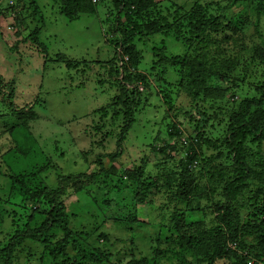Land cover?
<instances>
[{"label": "trees", "instance_id": "1", "mask_svg": "<svg viewBox=\"0 0 264 264\" xmlns=\"http://www.w3.org/2000/svg\"><path fill=\"white\" fill-rule=\"evenodd\" d=\"M20 1L10 0L9 15L17 28L29 30L21 41L35 46L44 57L45 51H40L44 50L40 42L44 17L36 0L28 4L30 14L17 10ZM25 1L22 6H26ZM55 1L59 14L70 22L82 14H95L100 2L111 3L114 25L106 43L114 53L108 61L96 63L107 70L109 78L98 84H109L116 94L107 106L92 112L97 121L87 133L92 134L96 151L101 149L94 155L95 168L88 174L64 175L60 162L53 161V155L45 153L35 139L28 138L31 123L38 118L35 110L39 102L36 99L19 108L14 104L13 83L0 79V177L7 182V188L0 191V264H15L18 250L28 242L42 247L39 264H264V42L251 48L245 65L240 54L246 49L245 31L252 26V14L247 15L252 2L241 8L240 3L247 0H196L186 9L162 0ZM263 11L261 2L255 4L256 22L264 21ZM36 18L40 24L29 28V21ZM156 35L163 40L173 38L184 48L183 56L172 59L165 56L162 46L150 51L160 57L163 75L168 71L166 65L174 69L180 64L176 86L189 97L196 112L194 118L174 104L173 98L178 96L171 91L174 84L166 81L156 87V95L167 106L165 117L173 120L167 126L168 140L156 135L147 145L153 152L163 154V160L153 165L155 180L146 182L144 170L140 174L135 170L120 172L116 161L122 156L121 143L127 140L136 114L148 106L151 95L147 90H153L149 71L156 64L139 69L143 52L137 43ZM55 58L65 63L68 70L80 65L81 73L91 65L86 61L69 62L58 55ZM156 82L159 85L162 80ZM5 107L9 109L6 115L1 113ZM177 113L187 118L186 126L178 123ZM107 121H112L108 136H116L117 149L112 153L104 152L110 143L104 131ZM115 126L119 128L117 133L113 132ZM18 134H23L25 144L16 139ZM183 135L185 142L180 141ZM7 137L14 139L15 146L4 147L2 140ZM95 139L100 140L96 143ZM157 142L160 146L156 148ZM203 147L211 150L210 157L206 158ZM57 148L55 151H60ZM180 152V170L174 174L173 167L167 168V161ZM9 156L14 157L11 163ZM199 167L212 179L205 195L195 180L194 170ZM85 180L88 183L82 186L80 182ZM172 184H176V189L169 199L191 205L195 202L196 208L174 212L167 223H161L157 245L149 244L151 250L146 256L137 258L130 253L127 257L121 251L112 252L109 246H94L89 242L90 232L70 226V221L78 216L68 213L65 201L73 195L88 196L105 221L131 226L136 223V212L127 209L125 200L134 209L153 193L159 194V188L170 190ZM95 188L102 191L103 197L92 196ZM219 190V200L212 209L216 224L204 228L205 214L199 209V201L212 199ZM122 211H126L124 216L120 215ZM195 213L202 215L200 220L197 214L192 219ZM4 214L9 217L7 222L2 219ZM56 231L62 234L61 238L51 239ZM159 236L171 249L159 246ZM98 238L106 241L104 234Z\"/></svg>", "mask_w": 264, "mask_h": 264}, {"label": "rangeland", "instance_id": "2", "mask_svg": "<svg viewBox=\"0 0 264 264\" xmlns=\"http://www.w3.org/2000/svg\"><path fill=\"white\" fill-rule=\"evenodd\" d=\"M162 1H164L163 3L183 6L187 9L196 0ZM250 1L253 5L248 9L247 15L252 14L249 17L252 26L245 31L246 39L244 43L246 49L240 52L244 65L250 56L251 48L264 42V21L256 22L253 13L255 4L257 5L259 2L262 3L264 9V0L243 1L240 3V7L246 6ZM30 2L31 0H26V6H22L21 0L20 4L17 5V10H23L30 14L31 9L28 7ZM36 3L45 23L40 34V42L44 47V50L41 49L40 51H45L44 57L36 50L35 46L33 47L29 42L23 43L21 41L27 36L29 30L16 27L15 19L9 15L11 10H7V8H10V0H0V79L3 78L6 83H13L15 87L14 104L19 108L32 104L36 99L39 102L35 110L38 118L31 123V129L28 133L30 137L28 138L35 139L41 148L45 150V153L53 155V157L63 155L60 151H64L62 157H52L53 161L56 159L57 162H60L59 165L63 168L62 174H88L96 166L93 162L94 155L101 152V149L96 151L98 146L93 145L92 134L87 133L93 122L97 121V117H94L92 112L107 106L116 94L115 89L110 88L109 84H98L103 79L109 80V78L107 77V70L105 68L101 69V64L96 63L97 61L106 62L113 56L114 50L106 43V39L108 40L112 33L114 12L111 3L104 1L98 3L95 14H82L76 20L70 22L59 14L58 3L55 0H36ZM12 12L15 13L14 10ZM37 24H40L39 18H36L33 22L30 20L29 28ZM173 40V38L163 40L162 36L156 35L143 43H137L138 48L143 52L140 55L142 63L139 65V69L147 68L151 63L152 66L156 64V67L154 66V69L149 71V79L153 90H147V93L151 95L148 106L136 114L135 124H133L132 130L128 134L127 140L121 143L124 149L122 148V156L117 159L116 164L117 167L120 166V172L135 170L140 174L144 170L143 178L146 182L155 180L157 173L153 165L163 160V154L153 152L152 148L147 145L152 144L156 135L168 140L167 126L173 120V118L165 117L167 106L162 103L160 96L156 95V87L161 86L166 81L174 84L171 91L178 95L173 98L174 104L179 110H184L185 113L190 112L195 118L196 110L192 107L189 97L180 93V89L176 86L179 81L177 70L180 64L175 65L174 69H171V65H166L168 71L163 75L159 62L160 57H154L155 55L153 56L150 51L153 47L162 46L165 56L169 59L183 56L184 48L181 44L173 42ZM57 55L62 56L69 62H91L90 68L84 73H81L82 67L80 65L75 67L74 70H68L65 63L55 58ZM158 79L162 80L159 85L156 82ZM226 96L228 97L229 93ZM237 97L240 98L238 93ZM194 106L199 105L195 104ZM8 111V107L1 108V113L4 115ZM177 115L178 123L183 127L186 126L188 123L187 118L183 117L182 114L177 113ZM109 123L107 121V128L104 130L106 133L110 130ZM114 128L113 132L117 133L119 128L116 126ZM19 132L22 133V130ZM106 136L110 143H108L104 152L112 153L117 149L115 145L116 136H108V133ZM16 137L18 141H24L23 134H18ZM95 140L97 143L100 139ZM2 144H4V147L15 146L14 139L11 137L4 138ZM23 144H25V141ZM56 146L58 147L57 150L60 151H55ZM155 146L157 148L160 145L157 142ZM202 151L206 158L210 157V149L203 147ZM182 156L181 152L178 155L173 154L167 161V168L173 167L175 169L174 174L180 170L177 161ZM13 160L14 157L9 156L8 162L11 163ZM145 160L146 163L143 165ZM85 161L88 163L86 164ZM104 163H107L105 166L109 165L108 162ZM224 165L227 166L228 164L224 162ZM194 171L197 172L195 180L201 188L200 192L205 195V189L209 188L212 179L201 172L200 167ZM149 173L152 175L145 176ZM158 182L161 183L160 180ZM80 183L84 186L88 183V180ZM172 185L170 190L159 188V194L153 193L144 204L137 205L134 209H132L133 204L126 199L127 209L136 212V223L131 226L119 221H105L98 214V209L88 196H85V194L73 195L65 201L68 213L78 216L76 220L70 221V226L76 230L85 229L90 232L89 242H92L94 246H109L112 252L121 251L127 257L131 255L130 253H133L137 258L146 256L151 250L149 244L153 242V246L157 245L155 243L156 235L159 232L158 226L161 223H167L169 216L174 212L182 213L185 210L189 211L190 208H196L194 207L195 202L191 205L187 201L170 200L169 197L176 189V184ZM6 188V178L0 177V191ZM219 192L220 190L212 199L201 198L199 201V209L205 214L202 220L204 228L216 224L215 212L212 209L219 200ZM103 195L100 189L95 188L92 192V196L96 198H101ZM116 202L121 203L119 199H116ZM91 212L93 213L91 214ZM125 213L126 211H122L120 215L124 216ZM196 214L191 215L192 219ZM197 215L200 220L202 215ZM2 219L7 222L9 217L4 214ZM100 234H104L106 241L98 238ZM1 236L0 234V238ZM61 236L62 234L56 231L51 239L58 240ZM158 238L161 240L159 246L163 249H171V246L165 242L163 237L159 236ZM41 251V246L28 242L21 250H18L15 264H39L38 261L42 259ZM31 253L32 256H30ZM162 263L164 264L163 261Z\"/></svg>", "mask_w": 264, "mask_h": 264}, {"label": "clouds", "instance_id": "3", "mask_svg": "<svg viewBox=\"0 0 264 264\" xmlns=\"http://www.w3.org/2000/svg\"><path fill=\"white\" fill-rule=\"evenodd\" d=\"M96 1H97V0H93V3H96ZM183 136H184V135H183ZM182 139H184V142H185V136L180 138V141H181V142H183ZM180 159H182V157H180ZM249 264H250V263H249Z\"/></svg>", "mask_w": 264, "mask_h": 264}, {"label": "built area", "instance_id": "4", "mask_svg": "<svg viewBox=\"0 0 264 264\" xmlns=\"http://www.w3.org/2000/svg\"><path fill=\"white\" fill-rule=\"evenodd\" d=\"M182 141L184 142V139H182ZM251 264V263H250Z\"/></svg>", "mask_w": 264, "mask_h": 264}]
</instances>
